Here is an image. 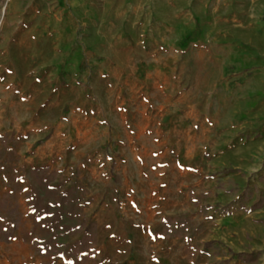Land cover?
I'll list each match as a JSON object with an SVG mask.
<instances>
[{"label":"rangeland","instance_id":"rangeland-1","mask_svg":"<svg viewBox=\"0 0 264 264\" xmlns=\"http://www.w3.org/2000/svg\"><path fill=\"white\" fill-rule=\"evenodd\" d=\"M262 16L264 0H0V199L21 216L8 236L0 215V264H64L26 241L37 167L85 192L87 264H264V206L248 211L264 199Z\"/></svg>","mask_w":264,"mask_h":264},{"label":"trees","instance_id":"trees-1","mask_svg":"<svg viewBox=\"0 0 264 264\" xmlns=\"http://www.w3.org/2000/svg\"><path fill=\"white\" fill-rule=\"evenodd\" d=\"M264 25V16L260 19ZM59 175L48 167H37L27 170L26 178L32 227L29 231L27 243L34 255L49 258L52 261H64V264H87L93 254L96 243L97 228L94 222H89L84 216V209L88 202L84 201L85 192L75 187L64 188L56 182ZM56 182V183H55ZM245 201L251 197V192L245 190L242 194ZM264 206V199L260 192L248 211H254ZM229 214V211H224ZM3 213L13 218L8 231L11 236L20 227V214L16 206H10L4 199H0V215ZM79 239H76L78 238ZM9 237H0V241H8ZM25 240V239H24ZM212 243L206 244V249ZM260 254L232 253L224 257H234L241 264H254ZM224 260L219 264H228Z\"/></svg>","mask_w":264,"mask_h":264},{"label":"crops","instance_id":"crops-1","mask_svg":"<svg viewBox=\"0 0 264 264\" xmlns=\"http://www.w3.org/2000/svg\"><path fill=\"white\" fill-rule=\"evenodd\" d=\"M70 35H68L69 36V39H70V41H71V43L73 42V40H74V35L72 34V33H69ZM65 36V35H64ZM232 263L231 264H234V261H231Z\"/></svg>","mask_w":264,"mask_h":264}]
</instances>
